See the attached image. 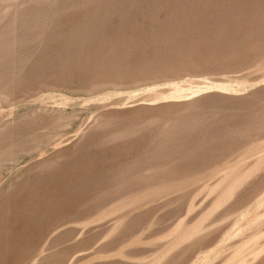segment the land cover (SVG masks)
<instances>
[{"label":"rangeland","instance_id":"obj_1","mask_svg":"<svg viewBox=\"0 0 264 264\" xmlns=\"http://www.w3.org/2000/svg\"><path fill=\"white\" fill-rule=\"evenodd\" d=\"M0 264H264V0H0Z\"/></svg>","mask_w":264,"mask_h":264}]
</instances>
